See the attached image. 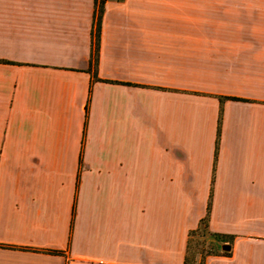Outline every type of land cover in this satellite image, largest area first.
<instances>
[{
  "label": "crops",
  "instance_id": "1",
  "mask_svg": "<svg viewBox=\"0 0 264 264\" xmlns=\"http://www.w3.org/2000/svg\"><path fill=\"white\" fill-rule=\"evenodd\" d=\"M212 2L106 0L94 62V0H0V264H264V0Z\"/></svg>",
  "mask_w": 264,
  "mask_h": 264
},
{
  "label": "rangeland",
  "instance_id": "2",
  "mask_svg": "<svg viewBox=\"0 0 264 264\" xmlns=\"http://www.w3.org/2000/svg\"><path fill=\"white\" fill-rule=\"evenodd\" d=\"M210 0V4L215 3ZM263 3V0H261ZM220 251V246L215 237L201 229L194 232L189 241V263L200 264L201 257L205 258L208 255Z\"/></svg>",
  "mask_w": 264,
  "mask_h": 264
},
{
  "label": "trees",
  "instance_id": "3",
  "mask_svg": "<svg viewBox=\"0 0 264 264\" xmlns=\"http://www.w3.org/2000/svg\"><path fill=\"white\" fill-rule=\"evenodd\" d=\"M105 2H106V0H94V5H95V12H94V15H95V17H94L95 18V28H94V42H93L92 53H91V60L94 61V62L97 61V57H98L99 26H100V20H101V16H102L103 7H104ZM201 229H203L207 233H209L207 231V217L203 218L200 221V224H199V226H198V228L196 230L191 231L189 233L188 245H187V250H186V257H185V261H184L185 264H190L189 263V256H188L189 255V241H190V237H191V235L194 232H197V231H199ZM209 234L212 235L213 237H215L218 242H225L224 239H223V236L218 235V234H212V233H209ZM47 252L48 253H54V254L57 253L55 251H47ZM217 253H214V254H217ZM214 254H211V255H214ZM223 254H227V252L223 251ZM203 262H204V258L201 257L200 264H203Z\"/></svg>",
  "mask_w": 264,
  "mask_h": 264
},
{
  "label": "water",
  "instance_id": "4",
  "mask_svg": "<svg viewBox=\"0 0 264 264\" xmlns=\"http://www.w3.org/2000/svg\"><path fill=\"white\" fill-rule=\"evenodd\" d=\"M222 249L223 250H228L229 249V246L228 245H224V246H222Z\"/></svg>",
  "mask_w": 264,
  "mask_h": 264
}]
</instances>
